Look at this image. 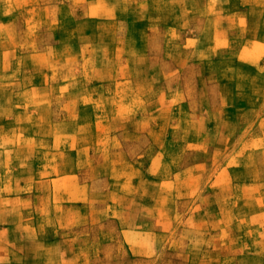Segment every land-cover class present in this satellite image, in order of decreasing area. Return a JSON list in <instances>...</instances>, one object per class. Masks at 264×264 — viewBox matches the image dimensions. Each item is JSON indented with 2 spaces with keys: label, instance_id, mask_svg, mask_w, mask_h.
Here are the masks:
<instances>
[{
  "label": "rangeland",
  "instance_id": "374dc122",
  "mask_svg": "<svg viewBox=\"0 0 264 264\" xmlns=\"http://www.w3.org/2000/svg\"><path fill=\"white\" fill-rule=\"evenodd\" d=\"M0 264H264V0H0Z\"/></svg>",
  "mask_w": 264,
  "mask_h": 264
}]
</instances>
